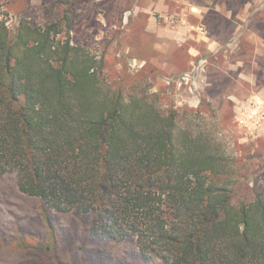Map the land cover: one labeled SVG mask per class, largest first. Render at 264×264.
<instances>
[{
  "label": "trees",
  "instance_id": "trees-1",
  "mask_svg": "<svg viewBox=\"0 0 264 264\" xmlns=\"http://www.w3.org/2000/svg\"><path fill=\"white\" fill-rule=\"evenodd\" d=\"M62 25L0 21V174L163 264H264V186L240 194L235 162L184 127L187 111L107 85Z\"/></svg>",
  "mask_w": 264,
  "mask_h": 264
},
{
  "label": "rangeland",
  "instance_id": "rangeland-1",
  "mask_svg": "<svg viewBox=\"0 0 264 264\" xmlns=\"http://www.w3.org/2000/svg\"><path fill=\"white\" fill-rule=\"evenodd\" d=\"M166 4L161 11L157 0H0V21L11 34L21 20L62 21L58 38L69 30L72 44L101 60L107 85L187 111L184 127L204 132L235 162L240 194L264 186V64L255 61L264 62V0ZM89 222V214L48 209L14 174H0V264H163L132 237L91 234Z\"/></svg>",
  "mask_w": 264,
  "mask_h": 264
},
{
  "label": "crops",
  "instance_id": "crops-1",
  "mask_svg": "<svg viewBox=\"0 0 264 264\" xmlns=\"http://www.w3.org/2000/svg\"><path fill=\"white\" fill-rule=\"evenodd\" d=\"M158 2H160V5L156 9L161 10V11L164 8L167 9L166 0H159V1L157 0V5H158ZM152 6L154 8V5H152ZM145 11H148V9H146ZM255 61H256V63H261L262 65L264 64V62L261 60H255ZM247 80H248V82H251V84H253L255 82L257 83V81L253 80L252 77H249V76L247 77ZM261 93H264V88H261Z\"/></svg>",
  "mask_w": 264,
  "mask_h": 264
}]
</instances>
